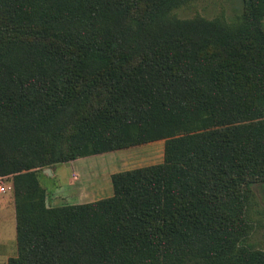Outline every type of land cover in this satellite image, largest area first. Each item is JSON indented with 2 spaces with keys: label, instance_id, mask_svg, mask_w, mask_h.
<instances>
[{
  "label": "trees",
  "instance_id": "obj_1",
  "mask_svg": "<svg viewBox=\"0 0 264 264\" xmlns=\"http://www.w3.org/2000/svg\"><path fill=\"white\" fill-rule=\"evenodd\" d=\"M195 1L0 0L8 264H264L247 243L264 189V0L231 21L177 17ZM157 141L163 163L112 175V197L47 204L39 171Z\"/></svg>",
  "mask_w": 264,
  "mask_h": 264
},
{
  "label": "crops",
  "instance_id": "obj_2",
  "mask_svg": "<svg viewBox=\"0 0 264 264\" xmlns=\"http://www.w3.org/2000/svg\"><path fill=\"white\" fill-rule=\"evenodd\" d=\"M163 154L164 141H157L63 164L69 171L68 180L66 183L59 185L55 192L51 193L49 206L83 205L110 198L113 196L112 175L160 165L163 163ZM55 171L56 168L51 172V177L54 176ZM1 251L0 261L5 259L8 264L9 259L12 257H2Z\"/></svg>",
  "mask_w": 264,
  "mask_h": 264
},
{
  "label": "rangeland",
  "instance_id": "obj_3",
  "mask_svg": "<svg viewBox=\"0 0 264 264\" xmlns=\"http://www.w3.org/2000/svg\"><path fill=\"white\" fill-rule=\"evenodd\" d=\"M242 12L243 6L241 0H196L175 11L177 17L180 19H191L195 16H201L208 20L222 17L227 21L234 20ZM139 159L141 158L139 157ZM54 169H51V172ZM39 175L41 176V185L48 192L47 204L49 205L51 193L55 192L59 185L67 182L69 171L65 165H58L53 177H51V174L46 173L45 170L39 171ZM11 180L12 177L0 178V184L6 188L9 185V188L12 189ZM253 193L254 198L250 212L252 231L247 239V243L256 249L264 250V189L256 185ZM15 232L13 192L0 193V241H2L0 243V250H2V257L16 256ZM0 262V264H7L5 259Z\"/></svg>",
  "mask_w": 264,
  "mask_h": 264
},
{
  "label": "built area",
  "instance_id": "obj_4",
  "mask_svg": "<svg viewBox=\"0 0 264 264\" xmlns=\"http://www.w3.org/2000/svg\"><path fill=\"white\" fill-rule=\"evenodd\" d=\"M11 189L9 187L2 186L0 184V193H6L7 191H10Z\"/></svg>",
  "mask_w": 264,
  "mask_h": 264
},
{
  "label": "water",
  "instance_id": "obj_5",
  "mask_svg": "<svg viewBox=\"0 0 264 264\" xmlns=\"http://www.w3.org/2000/svg\"><path fill=\"white\" fill-rule=\"evenodd\" d=\"M46 173H48L49 175L51 174V170H45Z\"/></svg>",
  "mask_w": 264,
  "mask_h": 264
}]
</instances>
